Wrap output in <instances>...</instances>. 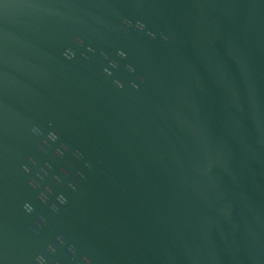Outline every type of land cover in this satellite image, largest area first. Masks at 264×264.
Listing matches in <instances>:
<instances>
[{
	"label": "water",
	"instance_id": "95a60500",
	"mask_svg": "<svg viewBox=\"0 0 264 264\" xmlns=\"http://www.w3.org/2000/svg\"><path fill=\"white\" fill-rule=\"evenodd\" d=\"M53 128L60 140L41 152ZM60 193L68 203L53 212ZM41 254L48 264H264V0H0V264Z\"/></svg>",
	"mask_w": 264,
	"mask_h": 264
},
{
	"label": "clouds",
	"instance_id": "9594fccd",
	"mask_svg": "<svg viewBox=\"0 0 264 264\" xmlns=\"http://www.w3.org/2000/svg\"><path fill=\"white\" fill-rule=\"evenodd\" d=\"M123 26H124L125 28L132 27V21L125 19V20L123 21ZM135 28H136L137 30H139V31H144V30L147 28V25H146L143 21H136V23H135ZM147 35H149V36L155 38L156 33L152 32L151 30H148V31H147ZM161 38L164 39V40H169V39H170V37H169L168 35H166V34H161ZM76 39H77V41H78L81 45H83L84 41H83L80 37H76ZM89 51H94V49H92L91 46H89ZM117 54H118L121 58H126V57H127V53L124 52L123 50H120ZM64 55H65L68 59H74L75 56H76V52H75L73 49L69 48L68 50L65 51ZM102 55H104L105 58H107V56H108L107 53H102ZM86 58H88V57H86ZM109 63L111 64V67H112V68H119V64H118L117 61H115V60H111V61H109ZM125 67H126L129 71H131V72H135V71H136L135 67H134L132 64H127ZM104 72H105L107 75H109V76H112V75H113V73H112V71H111L110 68H107V67L104 68ZM139 79L142 81V80H143V77H139ZM113 83H114L117 87H119V88H124V86H125L124 83H123V81H121V80H119V79L114 80ZM130 84H131V87H132V88L137 89V90H138L139 87H140V85L137 84L135 81H131ZM50 127H51V122H50ZM31 132H32L33 134H35L36 136H42V135H44V131H43V129H41V128L39 127V125H33V126L31 127ZM59 140H60V133H59L57 130H55V129L53 128L51 131H49V132L47 133V136L45 137V139L43 140V142L39 145L40 151H41V152H45V153H47L48 149H49L50 147H52V144L55 143V142H57V141H59ZM70 148H71V145H69L67 142H63V143H61V146H60V147L56 148V153H57L58 156L63 157L65 151L70 150ZM73 154H74L78 159H82V158H83V153L80 152L78 149H77ZM29 160L31 161V163H32L33 165H36V164L38 163V161L36 160L35 157H29ZM22 167H23V170H24L26 173H30V172H31V168H30L27 164L23 165ZM52 167H53V166H52L51 163H47V162H46V166L42 167V168H41V171L36 173V176L39 177V180H37V179H35V178L31 179V180L29 181L30 186H31L32 188H39V187H40V183H39V181H42V180L45 179V177H46L47 174H48V170L51 169ZM86 167H88L89 169H92L93 165L91 164V162H86ZM64 171H65L66 174H67V170H64ZM41 173H43V175H42ZM80 175H81L82 178H86V177L84 176L83 173H80ZM55 179H56L58 182H61V183L63 182V178H62L60 175H58V174L55 176ZM69 187H70L73 191H77V190H78L77 185H76L75 183H69ZM52 192H53L52 187H51V186H46V187H45V190H44V191H41V192L39 193V199L41 200V202L47 204L48 201H49V198H50V194H51ZM56 199H57L58 203H54V204H52V205H51V210H52L53 212H57V213H58V212L60 211V207H59V205H66V204L68 203V197L65 196L63 193H60V194L56 197ZM23 208H24L25 212H26L27 214H29V215H31L32 213L35 212V206H34L31 202L26 201V202L24 203V205H23ZM45 223H47V217L40 216V217H39V220H38V222H37V227L34 228L33 231L38 232V231H39V228H40L43 224H45ZM57 241H58V243H59L60 246H63V245H65V244L67 243L66 240H65V238H64V236H63L62 234L59 235V236H57ZM68 248H69V251H70V252H72L73 254H75V252H76L75 246H73V245H69ZM48 250H49L50 252H52V253H55L56 250H57V248H56L55 245L50 244V245H48ZM85 260H88V258L85 257ZM35 264H48V258H47L45 255H43V254L38 255V256L35 258ZM89 264H91L90 261H89Z\"/></svg>",
	"mask_w": 264,
	"mask_h": 264
}]
</instances>
